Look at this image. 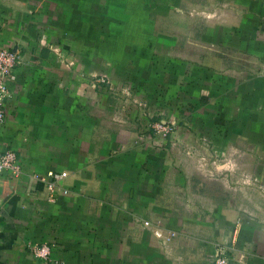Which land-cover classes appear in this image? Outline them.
<instances>
[{
  "label": "crops",
  "instance_id": "crops-1",
  "mask_svg": "<svg viewBox=\"0 0 264 264\" xmlns=\"http://www.w3.org/2000/svg\"><path fill=\"white\" fill-rule=\"evenodd\" d=\"M0 47L22 55L0 123L22 166L0 176V264H213L222 243L264 264V0H0ZM95 71L117 102L95 100ZM126 87L175 132L138 130ZM116 106L124 122L102 116ZM50 170L70 191L55 202L32 177Z\"/></svg>",
  "mask_w": 264,
  "mask_h": 264
},
{
  "label": "built area",
  "instance_id": "built-area-1",
  "mask_svg": "<svg viewBox=\"0 0 264 264\" xmlns=\"http://www.w3.org/2000/svg\"><path fill=\"white\" fill-rule=\"evenodd\" d=\"M21 62L22 55L16 47H0V123L5 120V103L11 95L9 82L15 79V69ZM101 78L103 82L107 79V77L104 76ZM152 126L154 127L153 132L156 134L157 142L167 139L175 132L177 127L172 121L171 123L168 121H155ZM4 172H8L13 177H19L22 174V166L19 162L17 152L13 148L0 150V176ZM32 177L45 184L48 191L47 200L50 202H55L59 194H67L70 192L67 187L60 186V183L67 177V173L64 171L50 170L46 174L33 173ZM144 225L151 228L153 233L163 240H170L176 235V231H165L160 227L154 226V224L148 220L144 221ZM29 249L36 257L43 258L46 261L51 259L52 246L48 242L30 243ZM227 251L228 246L226 243L219 244L213 264H232L230 257L227 255ZM57 264L64 263L60 261Z\"/></svg>",
  "mask_w": 264,
  "mask_h": 264
},
{
  "label": "rangeland",
  "instance_id": "rangeland-1",
  "mask_svg": "<svg viewBox=\"0 0 264 264\" xmlns=\"http://www.w3.org/2000/svg\"><path fill=\"white\" fill-rule=\"evenodd\" d=\"M73 63V62H71ZM95 73L97 74L96 77L94 78L95 81H97L98 83H102L103 80L101 78V76H99L100 74H98L96 71ZM106 85H108V87H106L107 91L106 92L105 90H103L102 94H99L98 95V98L95 99L96 101H101L102 99L106 98L107 96V100L110 101V102H117L118 101V98H119V94L117 92H115V89L116 87L117 88H120L118 85V83L116 82V79L111 76H109V78L106 79L105 81ZM104 88V87H103ZM122 88V86H121ZM128 92L125 93L124 95V98L123 100H125L126 102H130V106L128 108L129 110V113H132V112H137L138 113V117L137 119L140 121V124H139V129L140 131H144V132H147L149 129H152L154 130V127L152 126V124L156 121V122H169L171 123L174 122L175 125H177V121L175 120V118L177 117H171L170 118L168 116H165L164 114V110L163 109H160L158 110L157 108L155 109L154 106L153 108H151V110L149 109V105L147 106L145 101L147 100H143V97L142 96H137L135 95L133 92V90L131 89V87H126ZM135 95V97H133ZM148 103V102H147ZM141 104V105H139ZM151 104V103H149ZM140 107H142V109L140 110ZM122 110H119L116 107H110L107 111H106V115L102 114L103 117H106V118H111L113 117V119L120 123V122H124L125 120L123 119L122 115L120 114ZM131 111V112H130ZM103 113V112H102ZM153 116V118H152ZM177 116V115H176ZM126 120H128V118H125ZM140 119H144V121L140 120ZM142 122V123H141ZM139 138V137H138ZM160 144V143H159ZM191 153L195 151L194 148H189ZM226 157H224L225 159ZM218 158H213L211 160V164L216 161ZM221 160V159H220ZM204 164V163H203ZM215 164H217L215 162Z\"/></svg>",
  "mask_w": 264,
  "mask_h": 264
}]
</instances>
